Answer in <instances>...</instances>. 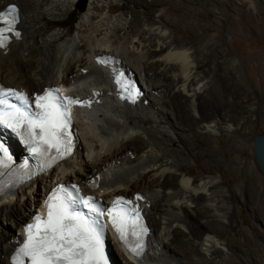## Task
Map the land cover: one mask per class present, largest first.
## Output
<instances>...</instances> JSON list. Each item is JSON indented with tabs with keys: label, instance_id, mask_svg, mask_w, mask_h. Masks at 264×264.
Segmentation results:
<instances>
[{
	"label": "bare ground",
	"instance_id": "1",
	"mask_svg": "<svg viewBox=\"0 0 264 264\" xmlns=\"http://www.w3.org/2000/svg\"><path fill=\"white\" fill-rule=\"evenodd\" d=\"M75 1L13 2L19 7L21 34L10 41L7 52L0 51V80L29 93L66 84L85 105L76 110L74 156L0 196V219L8 221L6 226L0 221V264H11L10 253L21 242L22 226L53 183L87 184L91 179L99 182L98 194L104 198L116 194L136 198L150 227L148 248L140 258L128 255L108 233L114 242H109L114 264H227L235 254L231 246L240 241L224 236L234 217L231 200L243 195L242 185L225 188L216 172L221 174L219 165L229 161L237 168L236 176L243 177V165L231 158L234 151L225 141L256 113L245 92L236 95L238 111L227 113L221 87L217 108L207 107L217 96L209 74L224 78L228 63L237 59L223 50L204 53L212 45L210 27L201 30L200 13L189 10L187 0H89L75 35L48 29ZM118 1H131L145 10L113 13L126 5ZM7 2L12 0H0V8ZM148 13L158 24L139 26L142 21L154 22ZM118 66L136 78L142 92L130 102L117 98L111 81ZM26 76H31L28 81ZM11 149L15 155L22 153L15 141ZM192 161L204 165L202 174L194 177ZM89 190L94 191L93 185ZM254 228L259 235L260 228L256 224ZM257 237L251 241L258 246Z\"/></svg>",
	"mask_w": 264,
	"mask_h": 264
},
{
	"label": "rangeland",
	"instance_id": "2",
	"mask_svg": "<svg viewBox=\"0 0 264 264\" xmlns=\"http://www.w3.org/2000/svg\"><path fill=\"white\" fill-rule=\"evenodd\" d=\"M187 1L189 6L187 8L189 10L200 13L201 30L205 31L207 26L210 27L208 39L211 40L212 45L209 47V50L203 49L204 53H217L223 50L225 53L231 54L237 59V63H228L226 69L227 75L224 78L219 77L217 79L213 73L209 74V79H214L213 82L218 87L216 86L217 91L213 89V93L217 96H215L216 98L212 102H208V110L214 111L217 108L215 101H218L220 87L221 89L224 88L223 94L226 97L225 111L230 115H234L238 111L236 104V102H239L236 96L237 93H248L249 101L254 103L256 115L250 121H247L249 118H246V121H243L239 129L232 131L230 138L225 141L228 149H233L234 151L231 158L237 161L239 160L243 165V177L238 178L236 176L235 172L237 168L229 161L226 166H224V163L223 165H219L222 171L221 174L216 172V175H222L224 187L230 190H235V185L238 182L242 185L243 195L234 197L231 200L232 204L230 203V206L234 210V217L232 223L227 224V233L224 236L229 240L236 238L240 241L237 247L231 246L235 254L227 264H264V174L260 171L255 161L254 153L252 152L253 136L264 130V123L260 115V111L264 113V0ZM12 2H17V0H12ZM88 4L89 0H76L69 11L62 15L61 20L48 29L60 28L67 32L69 36L75 35L81 13L87 10ZM117 4L126 5L122 8L115 9L116 11L113 13L116 14L120 12L129 13L131 10H137L139 12L145 10L144 6H136L131 1H118ZM71 12L77 13L76 23L72 26H60L59 24L68 21L67 16ZM154 13L156 14L155 11ZM148 16L154 22L142 21L139 23V26L148 27L153 24L155 26L158 24L157 17L152 13H148ZM169 33L174 38L179 37L178 34L170 30ZM39 39L40 35L34 38L37 42ZM217 60L218 58L214 57V61ZM210 64L214 65L215 63ZM30 77L26 76V80H29ZM210 84L208 87L211 86ZM216 92L218 93L216 94ZM255 113L252 112L253 115ZM234 139L240 142L237 143ZM221 141L224 140L222 139ZM212 144L218 152V143L214 141ZM177 145L178 142L175 141L173 146ZM205 159L203 157L201 159L202 162ZM190 165L194 169L192 171L194 177L204 172L205 168L203 164L196 165L192 161ZM0 221H2L1 223L4 226L8 225L7 220L5 221L2 218ZM255 224L258 226L257 230L260 228L259 235L256 233V228H254ZM261 230L263 233H261ZM252 234L256 237L258 236L259 247L252 243ZM109 242L110 245L114 243L111 240ZM182 248L186 250V246H182ZM258 248L261 249L259 255L257 253Z\"/></svg>",
	"mask_w": 264,
	"mask_h": 264
},
{
	"label": "snow or ice",
	"instance_id": "3",
	"mask_svg": "<svg viewBox=\"0 0 264 264\" xmlns=\"http://www.w3.org/2000/svg\"><path fill=\"white\" fill-rule=\"evenodd\" d=\"M15 11L13 6L8 14L0 13V22L7 25L6 28L0 29V37H3L5 32L13 30L16 23ZM0 95L4 97L0 99V106H2L0 107V125L14 132H20L24 128L32 138L29 142L35 139L37 128L43 133L40 139L45 144L57 146L62 136L70 138V113L67 106L79 103L78 100L59 95L58 89L49 91L35 101V106L43 111L35 114L34 119L32 114L15 104L8 103L7 100V97L15 96L27 106L26 97L13 91L2 90ZM63 101H66L67 106L62 103ZM45 136L48 139H45ZM33 151L36 152L38 149L33 148ZM0 156L11 159L7 148L2 143H0ZM59 191L65 192L66 197L53 196L48 202L47 217L38 215L35 224L26 226L28 240L21 248V254L29 258L30 264H107L100 231L103 224L99 219L104 216V210L97 207V202L91 196L74 197L64 188ZM75 191L79 190L75 189ZM115 203L119 206L121 201L117 200ZM81 205L90 213L96 214V218L91 219L80 212ZM107 214L111 217L112 224L121 240L127 242L125 217L117 213L115 209L109 210ZM131 251L139 254L134 247ZM17 264H20L19 259Z\"/></svg>",
	"mask_w": 264,
	"mask_h": 264
},
{
	"label": "water",
	"instance_id": "4",
	"mask_svg": "<svg viewBox=\"0 0 264 264\" xmlns=\"http://www.w3.org/2000/svg\"><path fill=\"white\" fill-rule=\"evenodd\" d=\"M260 115L264 123V113L260 111ZM252 152L260 171L264 174V130L253 136Z\"/></svg>",
	"mask_w": 264,
	"mask_h": 264
},
{
	"label": "trees",
	"instance_id": "5",
	"mask_svg": "<svg viewBox=\"0 0 264 264\" xmlns=\"http://www.w3.org/2000/svg\"><path fill=\"white\" fill-rule=\"evenodd\" d=\"M67 20L65 23H61L59 24L60 26L64 27V26H72L76 23L77 21V13L75 12H71L68 16H67Z\"/></svg>",
	"mask_w": 264,
	"mask_h": 264
}]
</instances>
